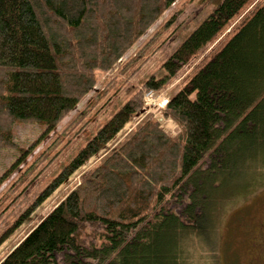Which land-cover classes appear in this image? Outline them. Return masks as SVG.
Here are the masks:
<instances>
[{"label": "trees", "instance_id": "16d2710c", "mask_svg": "<svg viewBox=\"0 0 264 264\" xmlns=\"http://www.w3.org/2000/svg\"><path fill=\"white\" fill-rule=\"evenodd\" d=\"M254 1L222 0L161 64L163 74L125 98L44 188L32 211L88 161L98 159L96 166L0 264H236L227 257L231 245L222 243L220 225L225 211L264 188V0L172 89L162 120L141 110L145 94L156 97L170 87ZM176 2L0 0V150L18 148L16 123L40 124L45 137L73 114L7 187L0 205H10L11 197L14 202L17 191L78 137L99 105H107L152 58L171 23L157 22ZM115 67L116 75L98 88V74ZM121 76L127 78L119 83ZM136 117L142 120L126 129ZM166 120L174 134L164 128ZM34 147L21 150L0 185Z\"/></svg>", "mask_w": 264, "mask_h": 264}, {"label": "rangeland", "instance_id": "374dc122", "mask_svg": "<svg viewBox=\"0 0 264 264\" xmlns=\"http://www.w3.org/2000/svg\"><path fill=\"white\" fill-rule=\"evenodd\" d=\"M221 1L222 0H177V2L171 6L170 10L157 22L162 24L171 21V23L168 24V29L163 33L161 39L153 48L156 49V52L152 58L142 66L134 77L116 92V96L107 105L106 100L105 104L101 103L99 105L101 108L97 110V114L92 116L90 123L78 137H76L63 152L59 154L58 158H56L30 185L27 184L24 186V189H19L17 191L18 196L14 202L11 201V197L9 199L10 205L7 203H2L0 205V237L4 232L11 230L8 232L9 235L7 240L0 245V261L22 240L27 232L51 210L55 203L59 201L61 195L62 197L63 195L65 196L70 189L79 184L82 177L96 166L98 159H91L88 161L70 179V184L62 186L35 211H32L31 208L34 201L39 197L44 188L56 178L62 169L85 147L87 142L92 139L97 130L103 126L112 114L119 110L126 101L125 98L130 93L135 92L138 86L150 76L158 77L163 74L161 64L172 55ZM262 1L263 0H255L246 8L239 18L226 29L225 33L200 57L196 58L191 66L187 68L170 87L156 94L157 97L149 100L148 109L143 107L141 111L147 112L155 120H158L162 116V111L158 110L159 106L164 100L169 98L172 89L207 60L229 37L243 17ZM160 24L157 26L161 27ZM157 26H154L151 32L157 30ZM150 35V33L144 35L119 63H125L127 57L133 54ZM117 69L118 67H115L113 71L107 74L99 73L98 88L112 79L116 75ZM123 77L124 76L119 77V83L127 78L126 76ZM82 106L83 103L80 104L77 109L80 110ZM147 113L146 115H148ZM72 117L73 114L68 115L52 133L45 137H43L45 128L40 124L16 123L13 125L12 136L18 148L14 150H0V176L20 157L22 149H27L31 145H35V147L32 153L26 157V160L20 165H16V168L11 170L6 180L0 185V196H3L8 189L7 187H10L17 180L18 174L22 171L24 166L30 162L31 158L39 154L50 139L56 135L55 133L63 128ZM136 120L137 117L132 119L126 129H128L130 125H132L131 127L137 125L142 118ZM164 122V128L170 134H174L176 128L173 123L168 120ZM37 141L39 142L37 143ZM16 223L18 224L16 225ZM220 233L222 243L225 244L226 241H228L231 245L230 253L227 252L229 260L232 259V256L236 264H264V188L259 190L257 194L250 199L243 198L234 207L225 211L220 225ZM231 253L234 254L231 255Z\"/></svg>", "mask_w": 264, "mask_h": 264}, {"label": "built area", "instance_id": "2783aa9c", "mask_svg": "<svg viewBox=\"0 0 264 264\" xmlns=\"http://www.w3.org/2000/svg\"><path fill=\"white\" fill-rule=\"evenodd\" d=\"M153 98H155V96L152 94V93H147V94H145V96H144V102H145V106H146V109H148L149 108V100H151V99H153ZM166 104V100H164L163 102H162V104L159 106V111L163 108V106ZM157 110V111H158Z\"/></svg>", "mask_w": 264, "mask_h": 264}]
</instances>
